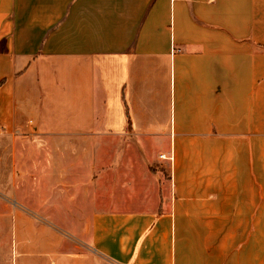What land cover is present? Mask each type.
<instances>
[{"label":"crops","instance_id":"1","mask_svg":"<svg viewBox=\"0 0 264 264\" xmlns=\"http://www.w3.org/2000/svg\"><path fill=\"white\" fill-rule=\"evenodd\" d=\"M0 264H264V0H0Z\"/></svg>","mask_w":264,"mask_h":264}]
</instances>
